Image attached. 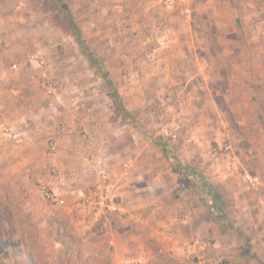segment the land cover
<instances>
[{"label": "rangeland", "instance_id": "374dc122", "mask_svg": "<svg viewBox=\"0 0 264 264\" xmlns=\"http://www.w3.org/2000/svg\"><path fill=\"white\" fill-rule=\"evenodd\" d=\"M61 1L81 41L50 0H3L0 10L16 15L0 32V264H106L71 232L110 223L136 264H264V0ZM112 91L129 118L112 112L98 145L79 128L64 146L70 110L94 96L113 110ZM61 148L78 171L88 157L109 196L127 188L128 203L110 212L118 219L79 209L76 226L46 200Z\"/></svg>", "mask_w": 264, "mask_h": 264}, {"label": "crops", "instance_id": "0c3cea01", "mask_svg": "<svg viewBox=\"0 0 264 264\" xmlns=\"http://www.w3.org/2000/svg\"><path fill=\"white\" fill-rule=\"evenodd\" d=\"M3 6H4L3 0H0V10L2 9ZM15 16H16L15 12L12 13V7L10 8V12L8 13V16L0 14V32L7 30V29H3L2 26H4L5 23L6 24L11 23L12 17ZM21 21L22 20L19 19L18 23H20ZM13 34L17 35L16 32H14ZM0 47L2 48L1 45ZM7 47L9 49H12L15 48V45L11 44V46L8 45ZM91 99L94 100V104L89 105L88 102L85 101V105H83V107H78L70 110V115L66 116L67 117L65 119L66 124L63 128L65 135H63L62 137L58 136L59 140L61 139L63 140L64 146L71 145L73 141L76 139L74 138L75 135H77L76 129L80 128V129H84V131L86 132H90L93 135L92 138L94 137L93 139L94 142L89 140L88 143H90L91 145H98L100 144L101 141H103V138H105L103 137V134L106 132L109 133V131L114 128L113 122H107V117L113 116L112 112L113 114H116L114 112L113 106L111 107V109L113 110L107 111V109L105 108L106 109L105 111L103 105L100 106L97 104V97L94 96ZM58 153H59V157L61 158L62 156L63 159L61 158L62 161L58 163L57 175L52 178L48 177L49 178L48 184L49 185L51 184L53 186V188L51 187L54 191L53 193L59 195L61 200L64 201V204L61 206L64 213H66L67 216H71L72 217L71 219H73V215H75L73 221L77 226L78 223L83 224V222H85L84 218L80 220L78 216V212L80 209L78 201L82 197L85 198L86 196H92L89 194H93V195L97 194L100 186H102L103 189L106 188L107 179L102 180V176H97V175L93 177L89 176L91 161H88V157H86L84 154H81V156H79L81 169L78 171L77 168L79 167V164L76 160L77 159L76 156L74 157L70 153L64 152L62 148L61 151H58ZM84 153H88V151ZM80 171L83 174L80 175L79 174ZM80 179H82L81 182ZM115 189L116 190L112 191L114 197L111 196L116 199V203H117L116 204L114 202V205L112 207L113 211H117L118 209L121 210L123 208V204L128 203V198H129L128 197L129 192L127 188L116 187ZM135 192L139 193V189L136 188ZM117 201H120V204ZM110 212L111 211H106L108 217L107 218L104 217L105 219L103 218L106 221V225L109 222H111L113 219L119 218L117 214L110 215L112 214ZM109 217L110 219H108ZM85 224L86 223H84V225ZM110 224L108 226L110 231H107V228L105 227L104 229L105 231L103 233L100 234L91 233V235L89 236H86L83 233V229L74 228L73 231L71 232V234L74 236V238L73 237L72 238L74 241H77V243H81L80 245L84 246L85 250L87 251L86 253L87 256L92 258H96V257L100 259L103 258L105 259L106 264H136L137 261H140L139 254L136 255L137 258H134L135 256H132L133 254L131 250H128L129 246L127 245V243L126 242L124 243V241L120 242L123 240V238H120V241L116 239V235L114 236L112 231L113 226H110ZM86 225H89V223ZM85 228H88V226H86ZM108 242L112 244L114 242L117 243L116 251L108 248V244H109ZM54 244L55 246L64 249L65 244L62 243L61 241L59 242L54 241ZM72 247L74 249V246ZM124 251H126L127 253H125Z\"/></svg>", "mask_w": 264, "mask_h": 264}, {"label": "trees", "instance_id": "16d2710c", "mask_svg": "<svg viewBox=\"0 0 264 264\" xmlns=\"http://www.w3.org/2000/svg\"><path fill=\"white\" fill-rule=\"evenodd\" d=\"M50 2L53 3L56 7H58L60 10L63 11V14L65 15V17H64L65 23L67 25H69V27L71 28V30L74 34V37L76 39L78 38L79 39L78 41H81L79 29H78L76 23L74 22L70 11L66 8V6L63 4V2L61 0H50ZM86 56L89 58L90 63L95 62L92 55L87 53ZM98 66L99 67L97 70V74L105 81V84L111 88L112 84H111L110 80L108 79V74L101 69L100 64H98ZM109 97L112 100V106H113L114 112L122 118H125V119L129 118V113L127 112V110L122 105L121 100L118 97V95L116 94V92L112 91V93L109 95ZM162 147H163L162 150H164L163 145H162ZM175 167H176V169H179V166H177V164L175 165ZM178 171H180V170H178ZM183 175L188 179V177L191 174L189 175V174L183 172ZM192 175H194V173H192ZM202 185L204 186L203 188H201V191L202 192L204 191V193L202 194V196L204 195L203 198L213 208L212 210H217V212H222V209L219 207V203L221 202V198H220L218 192H216L213 189V187L206 182H203ZM246 241H247V239H246Z\"/></svg>", "mask_w": 264, "mask_h": 264}, {"label": "built area", "instance_id": "2783aa9c", "mask_svg": "<svg viewBox=\"0 0 264 264\" xmlns=\"http://www.w3.org/2000/svg\"><path fill=\"white\" fill-rule=\"evenodd\" d=\"M44 75L45 74H43V76ZM48 88L49 90H51V86H48ZM102 180H105L104 176H102ZM42 190L44 192V196L50 202L58 205L64 204V201L61 200L60 196L53 193V191L48 187L42 186ZM78 202L80 209L86 210L88 213L93 214L95 218L97 216L103 215L106 211H113L112 209L114 205L113 197L109 196L102 186L99 187L98 193L95 194L93 197L90 198L82 197Z\"/></svg>", "mask_w": 264, "mask_h": 264}]
</instances>
